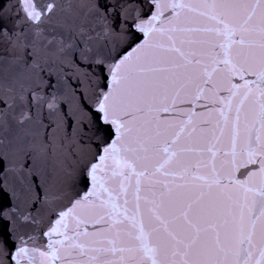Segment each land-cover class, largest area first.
Here are the masks:
<instances>
[{
  "label": "snow or ice",
  "instance_id": "6c2138e0",
  "mask_svg": "<svg viewBox=\"0 0 264 264\" xmlns=\"http://www.w3.org/2000/svg\"><path fill=\"white\" fill-rule=\"evenodd\" d=\"M150 3L153 10L147 19L135 9V27L148 39L111 68L112 86L98 103L104 122L115 128L116 140L104 148L100 162L91 165V191L62 212L49 233L62 239L50 240L49 251L39 255L60 264H264V0H201L198 7L192 0ZM22 7L29 17L39 19L32 0H22ZM193 12L202 18V27L186 26ZM248 75L255 79H245ZM236 76L242 84L232 83ZM221 91L230 95L222 97ZM237 98L230 147L223 158L218 160V151L209 147L207 174L192 173L191 165L183 163L165 171L181 152L203 154L175 148L193 123L194 112L180 122L171 141L159 142L172 126L167 115L184 113L181 105L195 106L200 100L222 103L231 111ZM248 100L254 107L242 117ZM220 112L227 124V114ZM151 153L163 154L155 173L181 180L191 175L201 183L177 185L187 191L173 195L175 180L157 181L147 166L138 169ZM253 165L258 168L248 170ZM237 174L245 178L238 179ZM133 177L136 204L130 214L128 189ZM116 181L118 193L109 186ZM143 184L149 194L142 197ZM157 184H163V191H157ZM121 195L123 205L118 203ZM97 207L105 209L106 216L91 217L89 210ZM104 220L109 222L104 230L111 234L109 247L103 246L101 232L87 231L89 223ZM89 236L93 237L89 244L81 242ZM28 252L20 249L17 264ZM29 264L44 261L29 257Z\"/></svg>",
  "mask_w": 264,
  "mask_h": 264
}]
</instances>
